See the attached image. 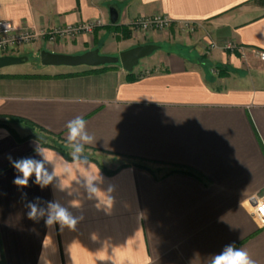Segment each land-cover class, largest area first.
Returning a JSON list of instances; mask_svg holds the SVG:
<instances>
[{
    "label": "crops",
    "instance_id": "crops-1",
    "mask_svg": "<svg viewBox=\"0 0 264 264\" xmlns=\"http://www.w3.org/2000/svg\"><path fill=\"white\" fill-rule=\"evenodd\" d=\"M155 14L172 19L177 33L181 23L194 24L196 36L162 41L166 50L132 72L120 65L97 72L0 70V129L8 133L0 139V261L210 264L212 255L235 244L264 264V224L256 214L264 199V61L256 54L264 51V6L253 0H0V19L18 28L94 25L74 41L40 39L24 54L98 47L118 55L146 44L131 22ZM201 41L218 47L206 53ZM228 41L239 49H225ZM215 66L227 74L216 75ZM77 116L96 138L85 150L114 160L85 154L87 167L47 141L66 143V124ZM37 147L47 150L53 162L46 167L51 173L56 166L57 177L42 189L33 176L21 188L8 156L41 159ZM84 175H99L95 195L83 186ZM52 201L77 218L74 229L46 226ZM28 202L44 210L39 221L28 218Z\"/></svg>",
    "mask_w": 264,
    "mask_h": 264
},
{
    "label": "clouds",
    "instance_id": "clouds-1",
    "mask_svg": "<svg viewBox=\"0 0 264 264\" xmlns=\"http://www.w3.org/2000/svg\"><path fill=\"white\" fill-rule=\"evenodd\" d=\"M66 128V144L70 149L72 160L77 163L82 162L87 165V167H90L85 155V146L94 144L96 138L88 132L86 120L81 116H77L67 122ZM0 133H2L0 139L8 135L7 131L3 129H0ZM36 152L41 159L32 157L13 159L11 155L8 156L10 164L18 173L13 180L15 185L21 188L27 187L30 178L34 176V183L43 189L49 184H52L57 177L56 166L51 173L46 167V164H52L53 162L47 155V150L37 147ZM71 172L72 169L70 167L64 168L65 175H70ZM98 179L99 175H84L83 186L90 194L95 195L98 190L94 183ZM60 186L62 187V185ZM22 196L26 197L27 194L23 193ZM36 200L39 201L40 198L36 197ZM25 206L29 209L27 216L31 220L39 221L40 216L44 215V210L38 208L35 202H28ZM77 222V218L74 217L67 208L55 201L48 202L47 218L45 219L46 226L53 227L55 224H59L61 229L64 227L74 229ZM210 264H256V261L251 258L244 248H237L235 244H229L226 245L219 254L211 256Z\"/></svg>",
    "mask_w": 264,
    "mask_h": 264
},
{
    "label": "built area",
    "instance_id": "built-area-1",
    "mask_svg": "<svg viewBox=\"0 0 264 264\" xmlns=\"http://www.w3.org/2000/svg\"><path fill=\"white\" fill-rule=\"evenodd\" d=\"M131 26L143 32L151 30H167L172 28L173 21L164 14H155L146 17H137L131 22ZM195 26L189 22L180 24L182 32L195 31ZM93 24H69L64 27H56L51 30L34 31L28 28H18L10 20L0 19V56L17 55L22 50L33 46L40 39H47L48 42L55 43L58 40H72L82 33L92 32ZM218 47V43L214 41L208 42V52ZM224 48L234 52L239 46L228 41L224 44ZM258 57L264 61V51L256 53ZM217 71V69H214ZM256 214L262 224H264V199L256 207Z\"/></svg>",
    "mask_w": 264,
    "mask_h": 264
},
{
    "label": "water",
    "instance_id": "water-1",
    "mask_svg": "<svg viewBox=\"0 0 264 264\" xmlns=\"http://www.w3.org/2000/svg\"><path fill=\"white\" fill-rule=\"evenodd\" d=\"M117 20V12L112 11L111 21L116 23ZM160 48L161 46L156 43H146L124 50L118 55L104 54L98 47L79 54L60 53L43 49L40 51V61L45 66H86L99 68L120 65L125 70L132 72L140 64L142 59L152 55ZM28 59V56L23 55L0 56V70L9 66L23 64Z\"/></svg>",
    "mask_w": 264,
    "mask_h": 264
},
{
    "label": "rangeland",
    "instance_id": "rangeland-1",
    "mask_svg": "<svg viewBox=\"0 0 264 264\" xmlns=\"http://www.w3.org/2000/svg\"><path fill=\"white\" fill-rule=\"evenodd\" d=\"M133 29H135V28H133ZM135 30H138V29H135ZM138 31H140V30H138ZM196 31H197V29H195V31L193 33H191V32L187 33V32H182V30H180V32L177 33L173 30V28H170L167 30H151L148 32H143V31H140V32L143 34V41H142L143 43H160L158 45H160L161 48L154 52V53H156V52H159L161 50H166V45H164V43L162 41L169 40L172 42H179V43L184 42L182 39V36L183 37L188 36V37H190V39H192L194 36H196ZM75 39H76V37L74 39H72V41H74ZM58 42H65L66 43V42H69V40H64V41L58 40L55 43H58ZM201 42H202V45L204 46L203 48H205V52L209 53L208 52L209 51L208 50V42H206V41L205 42L201 41ZM17 55L28 56L29 59H28V61H26L23 64L14 65L16 67H12V68H21V69H24L26 71H31V72L39 71L40 69H43V68H47V69L53 70V71H59V70L63 71V70H79L81 68L86 67V66L70 67V66H45V65H42V63L40 61V50H32L31 52H29L27 54L20 52ZM108 55H110V54H108ZM147 70H149V69L146 68V71ZM215 73L218 76L221 73L223 75L227 74V72H225L223 70L222 71H216ZM46 139L50 143L61 144L66 150H69V152H70V149L67 147V144L65 142L60 143V140H58V139L56 140V138L51 137V136H47ZM85 154H89L91 156H94L101 162H106L107 159L114 160L113 157H111V156H107L104 154H99V153L91 152V151H87V150H85Z\"/></svg>",
    "mask_w": 264,
    "mask_h": 264
},
{
    "label": "trees",
    "instance_id": "trees-1",
    "mask_svg": "<svg viewBox=\"0 0 264 264\" xmlns=\"http://www.w3.org/2000/svg\"><path fill=\"white\" fill-rule=\"evenodd\" d=\"M253 2L256 4V5H259V6H264V0H253ZM116 66V65H114ZM109 67H112V66H104L102 68H95V69H91L87 72H97V71H100V70H103V69H106V68H109ZM215 68L218 70V71H222L221 69H219L218 67L215 66ZM222 75V73L220 74ZM26 76H29V77H39L40 75L39 74H31V75H26ZM56 76H59V75H56ZM13 121L15 122H18V121H24V120H20L18 118H13ZM42 131H45L44 129H42ZM60 138V137H59ZM43 144H47V145H50L48 143H45L44 141L42 142ZM58 149L61 150L62 152L65 151V149L62 147V146H58ZM125 166V165H124ZM107 173H114V171H107ZM0 264H5L4 261H0Z\"/></svg>",
    "mask_w": 264,
    "mask_h": 264
}]
</instances>
